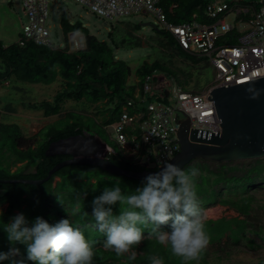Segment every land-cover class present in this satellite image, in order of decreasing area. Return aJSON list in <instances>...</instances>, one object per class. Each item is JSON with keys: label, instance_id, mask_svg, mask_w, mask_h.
<instances>
[{"label": "trees", "instance_id": "obj_1", "mask_svg": "<svg viewBox=\"0 0 264 264\" xmlns=\"http://www.w3.org/2000/svg\"><path fill=\"white\" fill-rule=\"evenodd\" d=\"M208 3L205 0H161L167 19L174 23L190 20L209 22L210 19L205 11ZM67 16L68 13L65 10L61 21L66 39L64 46H39L34 43L22 46L19 42L5 46L0 39V85L13 79L19 82L45 84L62 79V89L54 95L52 100L23 101L21 104L24 108L42 112L45 117L63 114L55 122L65 119L67 121L63 129H54L53 132H49L48 125L34 136L24 135L18 123L0 124L3 160L9 161L6 162V167L3 166L0 169V208L4 204L8 205L0 213V252L9 243L3 225L13 216L23 213L29 221V226L37 217H43L50 224L70 218L74 225L82 229L86 238L94 242L93 264H150L148 257L152 255L163 258L164 264H179L180 258L171 253L167 255L169 251L154 237L146 238L141 245L134 248L138 253L135 261H129L127 256L118 257L114 251L106 250L103 246L106 238L96 229L95 221L91 217L93 199L101 195L105 187H113L116 182H119L126 192L134 191L142 186L141 179L115 175L95 165L77 164L61 168L41 185L3 181L25 178L43 179L57 163L71 157L70 155H46V150L52 141L86 134L85 131L88 130L80 113L74 109L64 108L69 100H84L88 105H97V114L102 118V121H99L101 123L99 134L102 135L103 132H107L109 125L119 119L128 100L134 98L137 89H142L143 81L148 74L156 71L168 73L175 78L178 85L185 89H187L188 79L192 77V73H188L181 67L182 73H188L185 75L186 79H182L177 70L164 64L161 57H157L152 62L145 61L141 64L136 69L138 81L130 84L132 67L127 60L117 57L116 50L118 48L133 49L143 45L142 36L138 34L140 24L122 23L115 31L107 34L110 39L108 41L92 34L81 22L70 23ZM74 32H81L84 36L83 47L77 50H71L68 42L70 34ZM160 33L163 35L154 39L153 42L158 46L161 54L170 51L193 64L198 63L197 59L200 61L201 56L195 57L182 49L170 32L161 30ZM230 37H223L220 42H235ZM191 91L195 92V90ZM1 103L0 98V105ZM5 109L11 112L15 110L11 105H7ZM9 129L12 130L13 135H6L5 131ZM103 142L115 150V154L107 152L102 155L114 164L131 171L148 169L125 158L118 148ZM21 163L22 165H19ZM15 167L17 168L13 170ZM187 168L199 169V175L196 178L197 194L204 211L208 207L219 204L248 216L254 201L250 190L264 188V157L221 163L196 159L187 164L184 169ZM157 169L151 168V170ZM93 187L96 191L92 190ZM85 191L87 196L83 199ZM57 196L65 207L58 202ZM78 196L80 197L79 209L76 210ZM35 201H39V204H35ZM29 203L33 204L30 206ZM32 207L34 209L29 211ZM38 207L40 208L37 209ZM113 210L115 214H119V204L114 206ZM86 212L87 215H85ZM246 220H248L247 217L240 216L206 219V231L210 236L209 245L221 244L225 238L234 244L243 242L247 239L248 229L253 227L251 224L248 227L244 223ZM165 226H169V229L165 231L171 230L170 225ZM165 226H162V230ZM21 247L26 256L25 246L21 245ZM208 254L206 250L198 263L209 262ZM0 264H9V262L3 261ZM27 264H33V262L28 261Z\"/></svg>", "mask_w": 264, "mask_h": 264}, {"label": "built area", "instance_id": "obj_2", "mask_svg": "<svg viewBox=\"0 0 264 264\" xmlns=\"http://www.w3.org/2000/svg\"><path fill=\"white\" fill-rule=\"evenodd\" d=\"M51 1L56 0H22L26 21L18 40L20 45L59 46L51 39L48 22ZM75 1L108 19L152 13L182 49L206 57L214 67L215 79L208 88L194 92L179 85L175 103L169 101L171 91L156 84L165 82L161 73L148 74L142 89H137L112 124L116 134H111V139L118 150L125 158L148 169L159 168L180 150L179 130L184 120L191 118V128L221 131L215 102L209 98L212 88L264 77V0L211 1L205 9L209 22L183 23L167 19L161 0ZM229 16L234 17L233 22L228 21ZM226 36L235 42H220ZM83 43L77 33L70 38L71 50L83 47ZM108 153L116 152L108 146Z\"/></svg>", "mask_w": 264, "mask_h": 264}, {"label": "clouds", "instance_id": "obj_3", "mask_svg": "<svg viewBox=\"0 0 264 264\" xmlns=\"http://www.w3.org/2000/svg\"><path fill=\"white\" fill-rule=\"evenodd\" d=\"M250 99L257 100L261 90L250 86ZM199 169L187 171L171 162L162 163L160 170L147 175L142 186L126 192L116 182L105 187L102 194L92 201L91 217L96 229L105 236L104 248L118 257L137 259L136 246L146 238H155L159 244L170 247L171 254L183 264L199 262L210 244L206 231L205 213L197 194L196 178ZM93 191L96 188L93 187ZM87 192L83 193V199ZM77 198L76 210L79 209ZM58 202L64 206L57 196ZM119 204V214L114 206ZM65 207V206H64ZM88 213L86 212L85 215ZM170 225V231L162 226ZM10 248L0 252V262L9 264H93V241L86 238L70 218L50 224L37 217L29 226L23 213L17 214L3 225ZM147 233V235H145ZM17 245L26 248V256ZM150 264H164L163 258L149 256Z\"/></svg>", "mask_w": 264, "mask_h": 264}, {"label": "rangeland", "instance_id": "obj_4", "mask_svg": "<svg viewBox=\"0 0 264 264\" xmlns=\"http://www.w3.org/2000/svg\"><path fill=\"white\" fill-rule=\"evenodd\" d=\"M205 1L224 3L230 2L232 0ZM244 1L249 2L252 0ZM49 5L50 16L48 22L51 26V39L57 45H65L66 39L61 25L62 16L65 10L68 13L67 18L69 19L70 23L74 24L76 22H81L90 30L92 34L97 35L100 39L108 41H110V39L107 34L109 32L115 31L118 26L122 25V23L140 24V30L138 34L142 36L143 45L133 49L118 48L116 50L117 57L127 60L132 67V74L129 77L130 84H135L138 81L136 69L145 61L152 62L157 57H161V60L164 64L174 70H177L180 73V77L182 79H186L185 75H187L189 72L192 73V77L188 79L189 82L187 83L188 90L203 91L208 88L215 79L214 67L210 64L206 57H201L200 61L199 59H197L198 63L193 64L191 61L189 62L187 60H184L173 52L166 51L163 52V54L160 53L158 46L154 44L153 40L163 35L160 33V31L163 30L162 23L152 13H138L121 17L119 19H108L99 16L98 14L94 13L92 10L76 2L75 0H56L51 1ZM25 21L26 16L23 12L22 0H0V39L5 46L11 43L18 42ZM228 21L233 22L234 17L229 16ZM149 22L155 24L157 26V29L149 25H144L145 23ZM77 35L81 40L84 41V36L81 32H77ZM70 38L71 36L68 38L69 43ZM181 67L185 71H188V73H182L180 71ZM156 73H161V75L165 78L164 83L157 82L156 84H160V86L165 85L166 89L170 90L172 93L169 101L171 103H175L176 99L174 95L177 87L179 86L177 81L168 73L159 71H156ZM62 86V79H57L50 84L19 82L13 79L9 83H4L2 87H0V95L2 100L0 108L4 109V107H6L7 105H11L15 108L14 111H16V113L18 112L17 114L22 115L20 116L21 118H24L26 115L43 117V120L39 121V123L42 124L44 123V121H49L51 123L47 128L49 132H53L54 129H63L67 125L66 119L55 122L56 120H59L63 116V114L46 118L44 117L42 112L24 108L21 104V102L23 101L40 102L43 100H52L54 95L62 89ZM112 104L113 103H111V105ZM64 108H66L67 110L74 109L82 115L84 124L89 130L85 131L86 134L95 136L101 142V148L99 150L100 155H104L108 152V146L103 141L107 142L111 146L118 148V146L110 137L111 134L113 136L116 134L114 128L112 127V124L107 127L108 129H106V133L103 132L102 135L99 134L101 127V123H99V121L101 122L102 118L101 115L97 114V105H88L84 100H69L64 105ZM17 114L15 115L13 113H6L3 117V123H10V120L14 119V122L20 124L19 122L21 121H17V119H19V115L17 116ZM40 124L39 126L37 125V127H34V129H39ZM21 131L23 133H27L28 128L21 126ZM5 132L6 135H13L12 130L10 129ZM3 156L4 152H2V146H0V169L3 168V166L6 167L7 163L9 162L7 160L5 161V159L3 160ZM187 169L184 170L187 171ZM56 181H58V178H56ZM250 193L253 195L254 201L251 205L250 214L248 216L241 215L235 209L219 204L205 209V220L219 219L222 217H247L248 220L244 221V223L248 225V227L250 226V224L253 227L251 229H248L247 239L239 244H234L230 240L227 241V239L225 238L224 242L221 244L209 245L206 249L209 252V262L198 264L264 263V188L251 189ZM38 202L39 201H35L34 203L38 205ZM29 204L31 206L33 203ZM39 206L42 207V205ZM39 208L40 207H38L37 209ZM32 209L34 208H30L29 211H32ZM210 209H218L217 215L208 214ZM53 217L55 218L56 216L54 215ZM54 218L53 220H55ZM168 229L169 226H165L163 228L164 231ZM17 247H20L21 251H24L21 245H17ZM9 248L10 242L4 246L1 252H7ZM165 248L169 251L167 253V255H169L171 253L170 247L165 246ZM180 260L179 264H183V262ZM190 264L197 263L190 262Z\"/></svg>", "mask_w": 264, "mask_h": 264}, {"label": "water", "instance_id": "obj_5", "mask_svg": "<svg viewBox=\"0 0 264 264\" xmlns=\"http://www.w3.org/2000/svg\"><path fill=\"white\" fill-rule=\"evenodd\" d=\"M155 27L153 23H145ZM254 86L261 90L259 99L249 98L247 89ZM214 100L221 131L191 128V118L182 122L179 130L180 150L169 161L185 168L196 159L214 162H230L264 157V77L236 85L214 87L209 96ZM101 142L85 133L52 141L47 156L70 155L57 163L43 179H9L8 183L40 185L48 181L61 168L68 165H95L103 170L134 179L143 180L160 170L131 171L114 164L99 154Z\"/></svg>", "mask_w": 264, "mask_h": 264}, {"label": "crops", "instance_id": "obj_6", "mask_svg": "<svg viewBox=\"0 0 264 264\" xmlns=\"http://www.w3.org/2000/svg\"><path fill=\"white\" fill-rule=\"evenodd\" d=\"M74 34H76V33H71L70 36H72ZM6 83H9V82H6ZM0 87H2V85H0ZM0 98H1V95H0ZM6 113H13V114L16 115L18 112L16 113V111H13V112L8 111V110L5 109V107H4V109L0 108V124L3 123V117H4V115ZM18 115L19 114H17V116ZM20 116H22V115H19V119H17V121L18 122L21 121V122H19L20 123L19 124L20 126H24V127H27L28 128V132L27 133H24V135H26V136H34V135H37L40 130L44 129L49 124H51L49 121H44V123L40 124L39 121L43 120V117L26 115L24 118H21ZM46 118H48V117H46ZM10 121H11L10 123H16V122H14V119L13 120H10ZM32 122H35V123H32ZM38 123L40 124L39 129H34V127H37V125L39 126ZM19 165H22V163L19 164ZM15 168H17V167H15ZM13 170H15V169H13ZM7 206H8L7 204L2 205L1 208H0V213L2 211H4L7 208ZM16 212L18 213L19 211H16Z\"/></svg>", "mask_w": 264, "mask_h": 264}, {"label": "bare ground", "instance_id": "obj_7", "mask_svg": "<svg viewBox=\"0 0 264 264\" xmlns=\"http://www.w3.org/2000/svg\"><path fill=\"white\" fill-rule=\"evenodd\" d=\"M217 213H218V209H210L208 212V214H210V215H215V214L217 215Z\"/></svg>", "mask_w": 264, "mask_h": 264}]
</instances>
